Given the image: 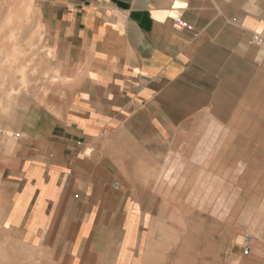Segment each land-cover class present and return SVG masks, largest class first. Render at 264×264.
Instances as JSON below:
<instances>
[{"label": "crops", "instance_id": "1", "mask_svg": "<svg viewBox=\"0 0 264 264\" xmlns=\"http://www.w3.org/2000/svg\"><path fill=\"white\" fill-rule=\"evenodd\" d=\"M30 1L50 58L34 99L16 101L24 122L0 165L15 198L31 202L13 226L36 239L73 209L71 263L87 242L130 264L140 229L133 185L168 166L171 137L195 105L264 71V0ZM177 17L186 27H173Z\"/></svg>", "mask_w": 264, "mask_h": 264}, {"label": "rangeland", "instance_id": "2", "mask_svg": "<svg viewBox=\"0 0 264 264\" xmlns=\"http://www.w3.org/2000/svg\"><path fill=\"white\" fill-rule=\"evenodd\" d=\"M34 16L30 0H0V165L24 122L16 101L34 99L50 58ZM226 91L195 105L171 137L168 166L133 185L140 229L130 264H264V71H251L232 96ZM16 192L0 176V264H116L112 251L93 254L87 242L70 262L80 244L73 209L40 237L24 239L13 225L31 202ZM58 226L63 230L53 231Z\"/></svg>", "mask_w": 264, "mask_h": 264}, {"label": "built area", "instance_id": "3", "mask_svg": "<svg viewBox=\"0 0 264 264\" xmlns=\"http://www.w3.org/2000/svg\"><path fill=\"white\" fill-rule=\"evenodd\" d=\"M173 27L175 29H182V28L186 27V23L183 19L177 17V18H174V20H173Z\"/></svg>", "mask_w": 264, "mask_h": 264}, {"label": "bare ground", "instance_id": "4", "mask_svg": "<svg viewBox=\"0 0 264 264\" xmlns=\"http://www.w3.org/2000/svg\"><path fill=\"white\" fill-rule=\"evenodd\" d=\"M174 159V158H173ZM167 169V168H166ZM173 196V195H172Z\"/></svg>", "mask_w": 264, "mask_h": 264}]
</instances>
